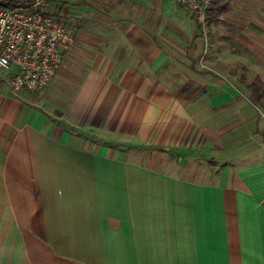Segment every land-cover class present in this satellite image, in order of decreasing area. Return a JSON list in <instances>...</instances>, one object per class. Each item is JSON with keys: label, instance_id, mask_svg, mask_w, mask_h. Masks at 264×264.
Listing matches in <instances>:
<instances>
[{"label": "crops", "instance_id": "obj_1", "mask_svg": "<svg viewBox=\"0 0 264 264\" xmlns=\"http://www.w3.org/2000/svg\"><path fill=\"white\" fill-rule=\"evenodd\" d=\"M47 2L42 96L0 69V264H264V0Z\"/></svg>", "mask_w": 264, "mask_h": 264}, {"label": "built area", "instance_id": "obj_2", "mask_svg": "<svg viewBox=\"0 0 264 264\" xmlns=\"http://www.w3.org/2000/svg\"><path fill=\"white\" fill-rule=\"evenodd\" d=\"M206 33L214 0H175ZM74 36L47 0H0V69L14 92H40L60 68Z\"/></svg>", "mask_w": 264, "mask_h": 264}, {"label": "trees", "instance_id": "obj_3", "mask_svg": "<svg viewBox=\"0 0 264 264\" xmlns=\"http://www.w3.org/2000/svg\"><path fill=\"white\" fill-rule=\"evenodd\" d=\"M241 70L246 71L247 69L241 66ZM240 79L244 80V74L241 75ZM245 86L255 102L261 103L264 101V83L258 77L250 82H245Z\"/></svg>", "mask_w": 264, "mask_h": 264}, {"label": "rangeland", "instance_id": "obj_4", "mask_svg": "<svg viewBox=\"0 0 264 264\" xmlns=\"http://www.w3.org/2000/svg\"><path fill=\"white\" fill-rule=\"evenodd\" d=\"M52 8H53V10H57L56 6H54V7H52ZM52 8H51V9H52ZM43 90H44V89H43ZM43 90H42V91H43ZM42 91H40V92H32V93H29V94H30L31 96H34V97H36V96L39 97V96H42V93H41ZM32 98H33V97H32Z\"/></svg>", "mask_w": 264, "mask_h": 264}]
</instances>
